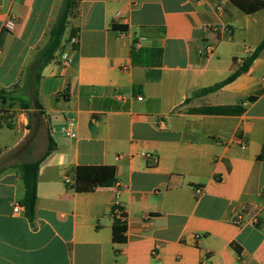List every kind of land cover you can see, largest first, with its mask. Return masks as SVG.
Masks as SVG:
<instances>
[{"label": "crops", "instance_id": "obj_1", "mask_svg": "<svg viewBox=\"0 0 264 264\" xmlns=\"http://www.w3.org/2000/svg\"><path fill=\"white\" fill-rule=\"evenodd\" d=\"M64 2L0 0V90L32 80L26 70ZM140 38L155 50L145 55L152 64L133 63ZM263 40L264 9L247 14L231 0H78L41 72V107L21 109L18 129H0L17 135L0 145V264H264V50L248 73L198 95ZM31 115L44 131L28 139ZM50 137L56 149L40 166L31 223L24 208L14 213L25 192L19 165L43 157ZM85 166L114 167L116 184L77 193ZM116 205L127 215L120 233Z\"/></svg>", "mask_w": 264, "mask_h": 264}, {"label": "trees", "instance_id": "obj_2", "mask_svg": "<svg viewBox=\"0 0 264 264\" xmlns=\"http://www.w3.org/2000/svg\"><path fill=\"white\" fill-rule=\"evenodd\" d=\"M231 2L247 14H253L264 9V0H231ZM78 7V0H65L64 5L57 17V20L53 27L51 28L48 36V41L46 45L37 54L35 60L27 68L26 75H33V85L35 91L40 83L41 72L43 69L55 58L56 53L60 50L65 36L66 30L68 28L69 20L76 16ZM71 39H78V31L73 29L70 35ZM75 49L78 48V44H75ZM264 50V40L257 47L255 52L248 58H246L242 64L235 67L233 73L222 83H219L213 87L203 89L198 95H207L209 93L215 92L221 89L223 86L232 83L239 76L248 73L259 58L260 54ZM155 53V50H150L148 48H133L132 58L135 65H149L153 62H147L145 60V55H151V59ZM19 86H15L18 89ZM20 101V107L22 109H29L30 104H28L22 98H18L14 91H7L5 89L0 90V106L6 108L11 107V103ZM37 107L40 108L38 99L36 98ZM240 113L242 110L239 111ZM2 117L0 118V129L9 128L14 129L15 125L12 122L14 116H10L9 110H3ZM56 143L53 138H49V143L46 152L43 157H41L36 162H29L19 165L20 176L24 185V196L20 200L19 204L24 208L25 217L33 223L36 217V207H37V187H38V177L39 170L42 162L55 151ZM259 160L264 161V149L263 154L259 156ZM117 182L115 175V168L112 166H85L78 167L76 170L75 183L72 184V188L77 193H88L93 192L99 187H111ZM121 209L119 206H114L112 215L114 218V231L115 233L124 232L127 229V215L118 216L116 210ZM123 211V210H122Z\"/></svg>", "mask_w": 264, "mask_h": 264}, {"label": "rangeland", "instance_id": "obj_3", "mask_svg": "<svg viewBox=\"0 0 264 264\" xmlns=\"http://www.w3.org/2000/svg\"><path fill=\"white\" fill-rule=\"evenodd\" d=\"M33 78V76H32ZM30 78V79H32ZM34 79V78H33ZM33 79L32 80H23V84L21 89L16 90V92H14L18 98H22L23 100H25L28 104H30L29 107H33L35 104V87L33 85ZM22 108L20 107V101L18 99V102H13L11 103V107L7 106L6 108H2L0 109V118L2 117V115L5 113H3V110H9L10 111V116H14L13 118V123H15V127L18 129L17 124H18V120H19V114H23V113H27L21 110ZM38 122V123H37ZM36 120L34 119V116L31 115L30 117V121L29 123L24 127L23 126V131L25 129L29 130L28 132V139L31 138V136H33L37 130V126L39 125L40 128L43 129L44 131V125L40 120ZM37 137L39 139H41V137H43L44 139L47 138V134L45 132L43 133H36ZM17 138L16 133L11 132L8 129L2 130L0 131V145H8L13 143ZM44 151H46V149H40V151L38 153H36V155H42L44 153Z\"/></svg>", "mask_w": 264, "mask_h": 264}, {"label": "built area", "instance_id": "obj_4", "mask_svg": "<svg viewBox=\"0 0 264 264\" xmlns=\"http://www.w3.org/2000/svg\"><path fill=\"white\" fill-rule=\"evenodd\" d=\"M8 30H14L15 28V20L14 19H11L9 20L7 23H6V26H5ZM205 31L207 34H212V33H217L218 32V29L215 28V27H206L205 28ZM77 39H70V43L71 45L75 46V44H77ZM145 42V39L144 38H140L136 43H135V48H140L142 46V44ZM213 51V45H211L210 43H206L205 45V50L204 52L206 54H211ZM63 60L65 63H70L71 62V59L68 57V55H64L63 56ZM143 98L140 97L139 100H142ZM0 109H1V106H0ZM75 127H76V124L73 122V121H68L67 122V125H66V133L69 137L71 138H75L76 137V132H75ZM146 159L147 160H152V159H155L156 157L152 154H146L145 155ZM70 180L67 178V183L70 184ZM196 192L197 194H201L202 193V190L200 188L196 189ZM118 206V205H116ZM22 206L21 205H16L15 208H14V213L16 214H19L22 212ZM123 211L121 209H117L116 210V214L118 216H121L123 215ZM243 221V215L242 214H239L236 218V223L237 224H240L241 222Z\"/></svg>", "mask_w": 264, "mask_h": 264}]
</instances>
